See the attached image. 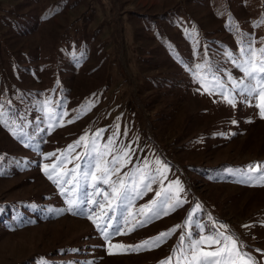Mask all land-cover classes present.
Returning <instances> with one entry per match:
<instances>
[{
	"label": "rangeland",
	"instance_id": "rangeland-1",
	"mask_svg": "<svg viewBox=\"0 0 264 264\" xmlns=\"http://www.w3.org/2000/svg\"><path fill=\"white\" fill-rule=\"evenodd\" d=\"M247 40L264 47V0H0V264H160L170 256L177 264L182 235L186 249L216 230L264 264V183L248 171L264 164V118L258 94L232 89L244 78L233 61L244 59ZM109 140L108 160L129 153L112 181L131 188L137 169L152 177L151 191L109 210L122 230L126 218L143 219L141 206L167 207L156 197L162 188L179 181L183 189L168 215L111 236L136 245L181 225L158 247L109 254L88 219L99 204L84 205L83 215L69 211L68 196L43 170L63 157V168L81 165L79 179ZM96 186L93 197L89 179L87 193L104 202L110 186ZM176 194L173 184L167 195Z\"/></svg>",
	"mask_w": 264,
	"mask_h": 264
},
{
	"label": "snow or ice",
	"instance_id": "snow-or-ice-1",
	"mask_svg": "<svg viewBox=\"0 0 264 264\" xmlns=\"http://www.w3.org/2000/svg\"><path fill=\"white\" fill-rule=\"evenodd\" d=\"M254 41L247 40L244 43V46L241 48V55L244 57L243 60L233 61L237 63L238 66L242 69L244 78L239 81H232V89L237 93V95H246L253 99L257 98L258 94V103L257 107L259 108V115L261 118H264V47L254 48L252 44ZM197 69L204 67L203 65H197ZM198 79L201 80L202 84L205 82V78L199 75V72L196 73ZM255 82V83H253ZM218 87L222 88V84L217 82ZM204 90L209 91V87L205 86ZM224 99L227 100L229 104L234 103V99L229 98V96H224ZM51 111V110H49ZM3 113L0 111V116ZM66 115V113H65ZM54 118V117H53ZM71 121H69L70 123ZM235 123V121H233ZM51 127V126H50ZM100 133L97 132L98 136ZM86 141V137L82 136L78 141L75 142L76 146H79L81 143ZM112 141L109 140V145H105V151H97L95 159V169L92 170L90 162H87L84 167L86 170L80 173L79 179H77V170L81 168L80 164H77L72 169H66L61 167L63 163H66V158L57 157V161L51 165L44 166V172L48 175L50 180H55L60 191L68 196V210H76L75 214H84V205L99 204V211L94 214L88 215V219L91 220L96 227L100 230L105 241L108 243L109 254H113V250L116 251H140L146 247H158L164 238L170 235L175 231L176 228L181 227V225H176L172 229H169L166 232L159 233L156 237L150 238L148 240L142 241L136 245H124V244H113L111 242V236L114 235H124L128 232L134 230L135 227L141 226L146 223L148 220L153 217L159 218L161 211L164 215H168L169 210H173L177 205L183 203L179 197V192H182L183 189L179 185V181H174L168 185L167 188H162L156 193V197H164L165 201H168L166 208H157L156 201L153 200L149 204L141 206L139 212L136 213L143 217L141 220H136L134 224L126 218V231L122 230L119 227V223H112L109 219V210L115 211L114 205L119 201L121 205L131 204L132 200L141 195L143 189L151 191L150 183H147L148 180L152 179L150 175L145 173L141 169H137V174L140 175L141 179L136 181L133 179L131 188L126 184L124 179L119 181H112L111 175L113 173H118L120 168L124 166L127 162L129 153L123 151L120 155H113L111 160L107 159L108 152L114 151L110 145ZM73 150V145L68 146V152L70 153ZM54 155V154H48ZM86 153L84 156L77 155L73 157L75 160H85ZM156 163L159 165L160 161L157 160ZM148 168L147 162L144 164V169ZM51 169V173H49ZM159 176H164L165 169L160 167L157 170ZM248 171L251 172H260V176L255 178L259 183H264V164H257L249 166ZM125 176H131V173H125ZM71 177V179H68ZM91 179V186L94 189L93 197L101 194L100 188H98L97 182H102L105 185H109L111 191L102 193L104 202H100L94 198H90L87 193L88 181ZM253 177H249V180ZM63 181V183H61ZM163 183V181H160ZM79 184L81 187L80 195L77 198V187ZM173 184L175 185L176 195L175 197H169L167 194L172 192ZM64 185H69L71 187L65 188ZM135 192L136 195L132 196L131 193ZM123 214V213H122ZM133 212L129 210L128 217H133ZM191 220V216L189 217ZM226 225H220V228H226ZM185 237L182 235L180 237V243L182 251L180 256L183 261H186L187 264H255L254 258L247 253H242L238 246L237 240L231 235H225L223 231L216 230L214 235L201 236L199 240L189 241L186 249L184 246ZM212 246H215L213 249ZM209 249V250H206ZM176 250L174 249V252ZM189 253V255H184V252ZM182 260L178 259L177 264H182ZM172 257L166 258V260L161 261L160 264H171ZM91 264V262H87Z\"/></svg>",
	"mask_w": 264,
	"mask_h": 264
}]
</instances>
